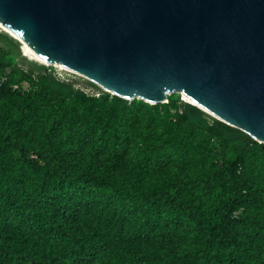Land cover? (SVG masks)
I'll return each mask as SVG.
<instances>
[{"label":"trees","instance_id":"1","mask_svg":"<svg viewBox=\"0 0 264 264\" xmlns=\"http://www.w3.org/2000/svg\"><path fill=\"white\" fill-rule=\"evenodd\" d=\"M69 76L0 46V264H264V143Z\"/></svg>","mask_w":264,"mask_h":264},{"label":"water","instance_id":"2","mask_svg":"<svg viewBox=\"0 0 264 264\" xmlns=\"http://www.w3.org/2000/svg\"><path fill=\"white\" fill-rule=\"evenodd\" d=\"M0 43L128 100L179 93L264 143V0H0Z\"/></svg>","mask_w":264,"mask_h":264},{"label":"rangeland","instance_id":"3","mask_svg":"<svg viewBox=\"0 0 264 264\" xmlns=\"http://www.w3.org/2000/svg\"><path fill=\"white\" fill-rule=\"evenodd\" d=\"M0 46H4L3 44L0 43ZM6 47V46H4ZM7 48V47H6ZM16 60L18 63L20 64H25L26 66H30L28 63H26L24 60H22L20 57H18L16 54ZM47 69L52 68V71L60 78H66V77H70V78H75L73 76H69V71H66L64 69H60L56 66L50 67L49 65H46ZM78 80V79H76ZM76 86H79L81 88H83L84 90H86L87 92H93L94 90L91 89V87H88L86 85H84V82L82 81V79H79L78 83L76 84ZM96 94V93H95ZM181 96V95H180Z\"/></svg>","mask_w":264,"mask_h":264},{"label":"bare ground","instance_id":"4","mask_svg":"<svg viewBox=\"0 0 264 264\" xmlns=\"http://www.w3.org/2000/svg\"><path fill=\"white\" fill-rule=\"evenodd\" d=\"M46 65H47V64H46ZM55 66L58 67V68H60V69L67 70V69H65V68H63V67H61V66H58V65H55ZM185 100H188V99L185 98Z\"/></svg>","mask_w":264,"mask_h":264},{"label":"clouds","instance_id":"5","mask_svg":"<svg viewBox=\"0 0 264 264\" xmlns=\"http://www.w3.org/2000/svg\"><path fill=\"white\" fill-rule=\"evenodd\" d=\"M50 66V65H49ZM66 71H68V70H66ZM70 72V71H69ZM72 73V72H71Z\"/></svg>","mask_w":264,"mask_h":264},{"label":"built area","instance_id":"6","mask_svg":"<svg viewBox=\"0 0 264 264\" xmlns=\"http://www.w3.org/2000/svg\"><path fill=\"white\" fill-rule=\"evenodd\" d=\"M96 95H97V93H96Z\"/></svg>","mask_w":264,"mask_h":264}]
</instances>
